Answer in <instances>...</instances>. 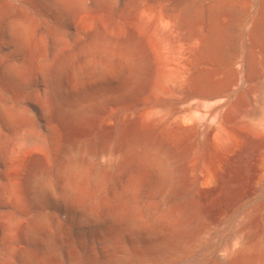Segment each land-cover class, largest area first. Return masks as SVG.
<instances>
[{
  "label": "bare ground",
  "instance_id": "bare-ground-1",
  "mask_svg": "<svg viewBox=\"0 0 264 264\" xmlns=\"http://www.w3.org/2000/svg\"><path fill=\"white\" fill-rule=\"evenodd\" d=\"M198 1L209 12L207 21L192 20L189 6L168 0H0V74L11 89L25 72L35 74L43 89L27 102L37 103L45 119L57 115L77 124L90 120L96 109L110 122L124 110L96 92H150L148 105L139 113L141 126L156 130L170 144L194 142L198 159L205 163L203 179L213 183L226 154L246 144L259 143L264 149V111L248 109L255 89L252 0ZM240 23L244 51L234 52L229 41L237 37ZM191 97H198L208 112L198 117L184 113L180 105ZM257 97L264 103V83ZM12 111L0 108V132L5 135L3 129L8 132L18 121ZM47 129L23 133L0 148V183L15 209L4 215V258L9 262L31 232L32 202L41 204L53 190L46 164H55L66 177L62 199L92 198L79 182L90 174L79 168L86 149L74 146L64 166L60 124L52 121ZM134 149L136 144L130 143L125 152ZM115 155L108 143L93 152L105 163ZM159 168L172 184L181 177L175 161L162 162ZM261 170L262 178L264 162ZM136 188L131 182L129 193ZM78 212L84 215L83 208ZM92 220L84 216V221ZM251 243L248 234L226 261L231 264Z\"/></svg>",
  "mask_w": 264,
  "mask_h": 264
},
{
  "label": "rangeland",
  "instance_id": "rangeland-1",
  "mask_svg": "<svg viewBox=\"0 0 264 264\" xmlns=\"http://www.w3.org/2000/svg\"><path fill=\"white\" fill-rule=\"evenodd\" d=\"M168 1L189 6L192 20H208L209 12L201 9L198 0ZM252 4L255 89L248 109L264 111V103L257 97L264 83V0H252ZM238 31L229 45L234 52H243L241 23ZM227 32L232 33V27ZM20 79L11 89L0 74V108L2 112L13 110L18 119L8 132L3 129L6 135L0 132V148L23 133L46 132L52 121L58 122L64 166L69 164L74 146L86 149L79 168L90 174L88 179L79 177V182L92 198L62 199L66 177L55 164H46L53 190L43 196L41 204L32 202L31 232L18 243L19 252L9 262L4 258L8 245L4 215L15 209L0 183V264H230L227 257L242 247L248 234L252 236L250 248L231 264H264V177H260L264 149L259 143L226 154L217 181L208 183L203 179L205 163L198 159L194 142L170 144L156 130L141 126L139 113L148 105L150 92H96L106 95L107 104L119 102L124 110L110 122L96 109L90 120L77 124L57 115L45 119L37 103L27 102L31 94L43 89V81L26 72ZM180 107L197 117L208 112L198 97L187 99ZM244 112L245 108L239 114ZM105 143L116 151L108 163L93 157ZM130 143L136 149L126 153ZM168 161H175L182 171L175 184L160 173V163ZM131 182L137 183L133 193L128 190ZM79 208H83V216ZM86 215L93 220L84 221Z\"/></svg>",
  "mask_w": 264,
  "mask_h": 264
}]
</instances>
